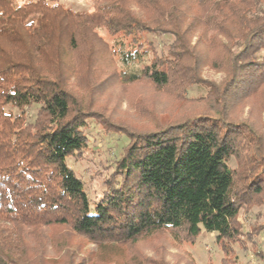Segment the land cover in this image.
Instances as JSON below:
<instances>
[{"label":"trees","instance_id":"trees-1","mask_svg":"<svg viewBox=\"0 0 264 264\" xmlns=\"http://www.w3.org/2000/svg\"><path fill=\"white\" fill-rule=\"evenodd\" d=\"M135 1L159 17L141 20L114 0L92 15L43 0L23 7L0 0V220L67 226L99 243L109 264H169L134 250L167 231L185 233L191 245L212 236L219 264H238L236 247L247 252L251 246L264 260V221L247 227L241 220L264 207V122L242 124L229 112L217 117L221 103L227 111L232 98V105H241L255 96L264 113V0ZM192 8L198 14L187 24ZM101 28L132 42L114 49L124 66H140L118 74L122 82L178 92L208 87L200 79L209 63L202 58L213 51L227 71L228 101L214 95L208 117L186 115L175 123L151 114L144 130L101 120L105 131L125 134L129 145L92 210L67 160L88 147L86 118L95 116L81 108L68 78L80 69L88 37L100 40ZM195 31L200 35L193 42ZM159 36L170 40L166 52L157 47ZM17 226L13 237L21 240ZM11 238L0 233V264H42L44 251L30 257L35 246Z\"/></svg>","mask_w":264,"mask_h":264},{"label":"rangeland","instance_id":"rangeland-1","mask_svg":"<svg viewBox=\"0 0 264 264\" xmlns=\"http://www.w3.org/2000/svg\"><path fill=\"white\" fill-rule=\"evenodd\" d=\"M11 1L14 5L23 7L37 0ZM43 1L47 4L56 3L74 12L92 15L98 13V7L110 0ZM114 1L141 20L159 17L151 7L141 6L135 0ZM195 1H202L205 4V0ZM189 14L191 16L187 17V24L192 22L193 14H198V9L192 8ZM97 34L100 40L88 37V45L83 47L84 55H81L80 61L83 62L80 69L78 72L71 73L68 78V88L81 102V108L87 111V116H95V118H86L87 136L90 139L88 147L76 157L67 160L69 167L82 180L92 210L106 191V183L111 179L116 168L115 162L123 154L124 148L129 145V139L125 134L105 131L101 120L119 129L144 130L151 125L149 123L151 114L157 122L175 123L181 121L186 115L208 117L210 108L214 107L211 99L214 95L220 94L219 102L228 101L225 91L228 80L227 71L219 63L220 58L213 51L208 52L207 55L204 54L202 58L209 63L206 65L203 63L200 79L202 82L209 83V86L196 84L178 92L172 87L157 88L146 81L122 82L118 74L123 70L132 74L140 69L138 65L124 66L114 54V49L123 45L130 46L131 40L122 34L113 35L105 28L97 29ZM199 35L200 31L193 33V42ZM158 41L160 43L157 47L161 50L160 53L166 52L165 46L170 43V40L166 36H159ZM211 60H217L215 62H218L219 67L214 66L215 62L212 67ZM178 94L184 96L182 98L196 100L193 103L183 102L177 98ZM233 101L234 98L229 101L227 111L221 103L222 106L218 111L220 116L217 117L222 118V115L231 113V120L242 124L250 120L252 124L264 122L259 97L255 96L242 101L241 105H238L237 101L232 105ZM232 166L235 164L233 163ZM241 220L247 227L263 222L264 207H257L249 214H243ZM16 226L17 224L0 220V233L6 236L12 234L13 240L16 236V243L21 241L24 245L35 246V250L27 251L30 257H34L37 250L44 251L42 264H109L111 262L107 253H101L99 243L91 241L84 235L76 234L67 226L37 225L34 228L17 226V231L23 236L21 240L18 234L13 237ZM28 229L33 232L30 236H28ZM185 237V233L182 232L176 235L170 231L161 232L141 240L135 245L134 250L149 258L164 259L169 264H219V253L213 245L212 236L206 234L205 239H199L197 245H191ZM261 239L264 242V234ZM236 250L239 254L238 264H264V260L255 257L251 246H248L247 252L241 251L239 247H236ZM261 250L264 251V243L261 245Z\"/></svg>","mask_w":264,"mask_h":264}]
</instances>
